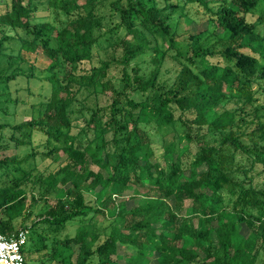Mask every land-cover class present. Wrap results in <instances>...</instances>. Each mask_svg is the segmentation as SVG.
Segmentation results:
<instances>
[{
	"label": "trees",
	"instance_id": "16d2710c",
	"mask_svg": "<svg viewBox=\"0 0 264 264\" xmlns=\"http://www.w3.org/2000/svg\"><path fill=\"white\" fill-rule=\"evenodd\" d=\"M177 1L0 0V232L36 231L24 264H264V0ZM193 3L210 46L172 24ZM20 79L47 88L24 121ZM58 152L56 170L36 166ZM29 180L55 202L27 224ZM94 214L116 223L100 232Z\"/></svg>",
	"mask_w": 264,
	"mask_h": 264
},
{
	"label": "rangeland",
	"instance_id": "374dc122",
	"mask_svg": "<svg viewBox=\"0 0 264 264\" xmlns=\"http://www.w3.org/2000/svg\"><path fill=\"white\" fill-rule=\"evenodd\" d=\"M177 0H170V2H175ZM180 5L183 3L181 0L177 1ZM185 11L187 14L186 17L181 16V11ZM179 7L175 12L172 14V24L173 26L175 25L176 21H180V29L184 31L185 29L190 31V33L196 34L204 31L200 37L198 38V43L202 44L203 47H207L213 44L215 38L212 36H209V32L213 31L214 28L212 26L209 27V30L205 31L207 28V15L203 7L193 3V4H188L186 7H183V9ZM35 14L37 17V20L39 21H54V15L52 11L46 7L45 4H39L37 6V9L35 10ZM256 16L259 15V12L257 11L255 13ZM62 18V17H61ZM190 21V22H189ZM256 29L260 33H264V20L258 21L256 24ZM219 30V29H217ZM215 44V43H214ZM220 44H215L214 48L219 49ZM29 62L33 63L36 67H45L46 66V61L39 56L38 54L35 53H29V52H23L22 53ZM102 55H105V52H101ZM168 66H171L170 63H167ZM27 82L23 79L18 80L16 83H12L10 88L8 89L10 91V94L13 98H18L20 101V106L17 108L16 112V120L17 121H24L29 118V114L27 112V108L29 107L30 103H37L42 99V94L47 92L46 86H42L43 83L31 80L28 85L30 87V92L26 90L27 87ZM233 103H230L229 106H232ZM77 107V104L75 105V108ZM11 109V107H10ZM80 124H82V121H78ZM79 126H74L72 128V132L75 133L78 131ZM177 126H170V127H164L161 129L162 133L164 134L165 137V142H168L171 140L174 132H178ZM180 131V130H179ZM41 150L46 149L45 147H41ZM27 151V148L23 146H18L15 147L13 144H11L4 152L3 155H13L14 153H18L19 155H23ZM194 152V149H191V152L189 154H192ZM65 155L62 154V152H58V154L54 157V162H50L51 158H47L44 160H41L39 157L36 160V166L45 172L47 174L49 171H54L57 169L58 163H61L64 159ZM186 159L185 156H183V160ZM29 165V164H28ZM33 165V164H32ZM31 165V166H32ZM91 168L94 170H97V167L95 165H91ZM36 170L33 171L35 173ZM26 188V194H27V204L29 205V210L32 212L29 220L27 221V224H29L30 220L37 218L39 213L43 212L47 208L48 205H52L55 202V199L47 195L46 198L39 199L40 193L38 191H41V187L39 189V186L37 183H34L33 181L29 180L26 182L25 185ZM134 188L129 187L127 188L121 196H114L113 198L116 202H119L121 200L127 199L129 196L134 194ZM32 195L37 197V201L33 202L32 200ZM138 196V195H137ZM142 196V195H141ZM143 197V196H142ZM90 198V197H88ZM136 200L133 199H128L126 201L127 207H130L131 205L135 204ZM173 204V200L170 201ZM92 221H95L96 223V228L100 232H107L109 231L110 227L116 223V221L112 217H104L101 214H94L93 218L91 219ZM91 221V222H92ZM20 222V219H17L16 223L18 224ZM19 226V225H18ZM92 224L89 225V228L91 229ZM64 231H68L70 233H73V228L72 226H68L66 230H62V234ZM244 232V230L242 231ZM36 236V231L34 230H29L28 237L34 238ZM36 238V237H35ZM36 241V239H35ZM33 244L31 242L27 243L25 249L27 251L33 249ZM122 251V250H121ZM30 254V253H29ZM28 254V255H29ZM37 257L35 254H30L27 258V264H39L40 259ZM114 258V257H113Z\"/></svg>",
	"mask_w": 264,
	"mask_h": 264
},
{
	"label": "built area",
	"instance_id": "2783aa9c",
	"mask_svg": "<svg viewBox=\"0 0 264 264\" xmlns=\"http://www.w3.org/2000/svg\"><path fill=\"white\" fill-rule=\"evenodd\" d=\"M27 237L26 229H19L9 235L0 232V264H24L22 249Z\"/></svg>",
	"mask_w": 264,
	"mask_h": 264
}]
</instances>
